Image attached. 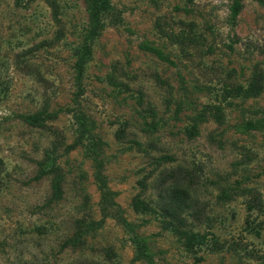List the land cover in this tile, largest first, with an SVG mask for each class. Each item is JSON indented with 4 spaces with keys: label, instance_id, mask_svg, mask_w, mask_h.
<instances>
[{
    "label": "rangeland",
    "instance_id": "obj_1",
    "mask_svg": "<svg viewBox=\"0 0 264 264\" xmlns=\"http://www.w3.org/2000/svg\"><path fill=\"white\" fill-rule=\"evenodd\" d=\"M108 1L0 0V264H264V4Z\"/></svg>",
    "mask_w": 264,
    "mask_h": 264
},
{
    "label": "trees",
    "instance_id": "obj_2",
    "mask_svg": "<svg viewBox=\"0 0 264 264\" xmlns=\"http://www.w3.org/2000/svg\"><path fill=\"white\" fill-rule=\"evenodd\" d=\"M259 4H264L263 0H254ZM85 8L89 21V35L88 40L92 41L96 36H98L99 31L103 28L102 23V14L105 13L109 8L108 0H85ZM241 10L240 0H234L232 7L230 9L231 17L234 19L238 16ZM91 56V46L90 44H83L81 51L76 63L77 77L76 80L78 83H81L83 69L86 63L89 61ZM220 119V118H219ZM30 125H34V121L31 119H26ZM138 210L137 205L134 207Z\"/></svg>",
    "mask_w": 264,
    "mask_h": 264
}]
</instances>
